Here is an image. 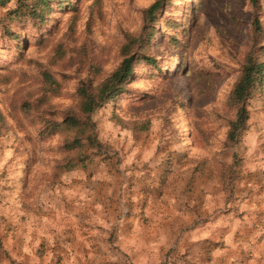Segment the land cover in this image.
I'll list each match as a JSON object with an SVG mask.
<instances>
[{"label": "rangeland", "instance_id": "obj_1", "mask_svg": "<svg viewBox=\"0 0 264 264\" xmlns=\"http://www.w3.org/2000/svg\"><path fill=\"white\" fill-rule=\"evenodd\" d=\"M145 2L0 5V264H186L198 228L224 259L264 194V169L247 168L264 163V70L229 138L250 55L264 67V0H161L154 16ZM126 56L132 75L102 101Z\"/></svg>", "mask_w": 264, "mask_h": 264}, {"label": "crops", "instance_id": "obj_2", "mask_svg": "<svg viewBox=\"0 0 264 264\" xmlns=\"http://www.w3.org/2000/svg\"><path fill=\"white\" fill-rule=\"evenodd\" d=\"M238 213H241L244 217L243 226L238 228L237 223L234 226L230 224L225 233L229 247L224 259H219L214 254L211 258H206L208 249L204 248L205 252L203 247L209 245L207 243L208 238L216 240L217 235L213 231L205 232L203 228H198L195 234L202 235L200 241H204L205 244L196 250L197 253L192 251L193 256H190L186 264H264V194L258 201L255 199H252V203L249 200L246 201L244 210ZM235 216L234 219H236ZM229 238L231 239V244L229 243ZM237 251H241L245 255L244 259H238ZM217 252H219V249ZM197 254L200 256L199 259L194 258V255L196 256Z\"/></svg>", "mask_w": 264, "mask_h": 264}, {"label": "trees", "instance_id": "obj_3", "mask_svg": "<svg viewBox=\"0 0 264 264\" xmlns=\"http://www.w3.org/2000/svg\"><path fill=\"white\" fill-rule=\"evenodd\" d=\"M11 1L13 0H0V5L5 6ZM46 1L48 0H38V3L46 4ZM257 1L258 0H251V2L254 5L257 4ZM161 3H162L161 0H157L149 7L148 12L151 16H154L156 12L159 11L161 7ZM30 12L37 13L36 14L37 17H40L42 15V11H38L37 7L32 6ZM258 23H259L258 20L254 21V27L256 30L259 27ZM133 60L134 57L126 56L122 61V63L120 64V66L111 74V76L108 79H106L102 83L100 87L102 101H106L107 99H112L114 97H117V95H119V93L123 89L124 83L133 73ZM263 70H264L263 64L257 62L253 57V55L251 54L232 92L234 100L239 105V110H238L237 118L231 123V128L229 131V138L231 140H236L240 131L245 128L246 119L248 118L247 117L248 113L246 106L243 103L247 100L252 88L260 79L261 75L263 74ZM2 119H3V115L0 111V120ZM73 123H74V119L68 116L65 118L63 122L57 123L55 125H58L60 127H62L63 125L71 126Z\"/></svg>", "mask_w": 264, "mask_h": 264}, {"label": "clouds", "instance_id": "obj_4", "mask_svg": "<svg viewBox=\"0 0 264 264\" xmlns=\"http://www.w3.org/2000/svg\"><path fill=\"white\" fill-rule=\"evenodd\" d=\"M151 3H154V0H146L144 6H145V7H148ZM243 11H244L245 13L251 11L250 7H249L248 4H247V0H245V4H244V7H243ZM156 143H159V141L157 140ZM251 152H252V148H249V153H251ZM145 162H147V158H145ZM227 162H228L229 164L232 163L231 159H229ZM130 163H131V161L128 160V161H125V163L120 164L118 167H119L122 171H124V170H125V167H126V164H130ZM247 168H248V170L255 172L257 168L264 169V163H259V164H249V165L247 166ZM128 175H131V173L125 171V176H128ZM62 178H63V177H62ZM93 179H101V177L97 176V177H93ZM106 179H107L108 181H110V182H112V181L114 180V178L111 177V176L106 177ZM121 190H123V188H121ZM107 191H108V194L111 195V189H108ZM94 207H95V209L99 210V211L101 212V214H103L102 205H101L100 203L95 204ZM253 207H254V205H253ZM242 210H243V209H242ZM88 222H89V223H93V224H99V225H101V226H102L103 228H105V229H110V227H111V218H109V221L106 222L105 219H101V216H100V215H96V216H94L93 219L90 220V221H88ZM99 234H100V233H98V232H93V233H92V235H99ZM205 235H207V234H205ZM191 238H192L193 241H198V240H200L202 237L199 236V235H197V234H192V235H191ZM49 239H51V238H49ZM122 239H123V238L121 237V240H122ZM166 239H167V237H165L164 235H161V236H160V243H162V244L165 243ZM229 243L231 244V239H230V238H229ZM122 246H123V245H122ZM233 247H235V246H233ZM125 250H127V249L125 248ZM220 254H221V253H219V252L214 253L215 256H219ZM109 259H111V260H116L117 257H116V256H111V257H109Z\"/></svg>", "mask_w": 264, "mask_h": 264}]
</instances>
